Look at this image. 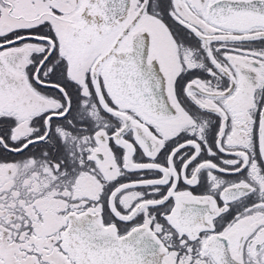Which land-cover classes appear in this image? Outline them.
<instances>
[{
  "label": "snow or ice",
  "instance_id": "1",
  "mask_svg": "<svg viewBox=\"0 0 264 264\" xmlns=\"http://www.w3.org/2000/svg\"><path fill=\"white\" fill-rule=\"evenodd\" d=\"M0 264H264V0H0Z\"/></svg>",
  "mask_w": 264,
  "mask_h": 264
}]
</instances>
